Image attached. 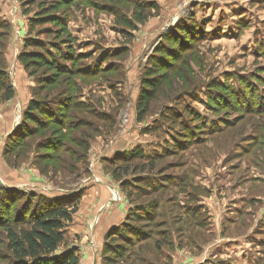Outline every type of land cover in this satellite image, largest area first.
Here are the masks:
<instances>
[{
	"label": "rangeland",
	"instance_id": "obj_1",
	"mask_svg": "<svg viewBox=\"0 0 264 264\" xmlns=\"http://www.w3.org/2000/svg\"><path fill=\"white\" fill-rule=\"evenodd\" d=\"M21 1L0 0V18L12 29L5 58L16 90L12 101L0 104V185L58 200L83 193L79 207L87 210V216L69 226L68 245L61 247V252L67 246L78 247L80 253L95 251L96 264H103L98 239L104 218L98 209L114 206L124 213L132 207L131 198L136 207L159 205L157 222H163L142 227L152 242L137 244L136 251L143 248L148 252L143 254L152 259L153 241L163 231L171 232L174 246L165 251L172 257L161 251L153 257V264H264V111H250L264 97V0H79L58 9L56 18L67 14L64 25L76 53L85 55L84 65L92 70L105 69L109 64L122 67L120 77H115L117 82L98 79L82 85L80 100L111 120L104 121L89 109L84 113L90 114L81 115L80 122L98 126L99 132L94 135L87 126H79L73 136L77 140L70 139L60 154L67 161L72 158L73 150L69 149L73 142L76 151L80 150L77 142H82L81 138L89 140L88 161L78 164L76 170L59 168L47 157H59L41 146L55 140L58 133L52 127L36 132L30 139L31 149L21 156H5L8 137L21 126L32 90L38 88L18 60L26 39L57 44L59 54L68 40L66 34L57 33L60 29L56 25L47 22L31 31V18L38 20L44 3L36 0L28 17L24 14L28 8L22 9ZM45 3L52 9L54 0ZM135 4L145 8L143 21L136 18L138 12L134 14ZM118 14L130 20L135 29ZM178 27L186 29L187 35L174 33L179 41L177 51L187 45L192 48L180 61H174L176 56L158 60L175 65L147 118L139 122L137 101L142 77L151 67L152 58L157 59L158 48L166 45V36ZM121 50H127V54L117 56ZM187 57L189 67L184 74ZM214 83L223 87L210 92ZM213 95L223 102L220 113L211 110ZM50 146L52 150L54 146ZM138 151L145 156L142 164L140 159L136 163L129 159ZM119 161L124 163L117 165ZM135 165L136 176L133 179L130 174L126 179L131 182L141 178L154 186L143 197L140 190L123 187L121 167ZM191 187L208 190L210 196L194 201ZM110 200L114 202L109 204ZM23 208L24 202L7 205L6 211L0 207V219L8 216L9 209L14 218ZM94 220L98 222L95 231ZM198 222L204 226L200 228ZM84 226L88 228L84 230ZM5 249L0 234L1 257L7 255ZM1 257L0 264H5ZM118 262L138 264V260Z\"/></svg>",
	"mask_w": 264,
	"mask_h": 264
},
{
	"label": "trees",
	"instance_id": "obj_2",
	"mask_svg": "<svg viewBox=\"0 0 264 264\" xmlns=\"http://www.w3.org/2000/svg\"><path fill=\"white\" fill-rule=\"evenodd\" d=\"M76 1L79 0H54V4H51L53 5L52 9L51 7L47 9L44 6L47 5L45 0H41L40 4L44 3L41 7L42 14L36 17L38 20L31 18V31L36 30V26L41 23L44 24L47 22V24H54L60 29L57 32L58 34H66L68 40L64 42V45L66 44L67 46L64 52L62 51V54H59L61 49L57 44L50 43L47 40L42 42L34 41L31 37L26 39L24 49L20 53L18 60L25 71L28 72L29 76L37 82L38 88L32 90V99L25 110L21 126L8 137L5 156L11 153L12 155L15 154L16 158L19 157V155L21 156L24 150L31 149L32 143L30 139L36 132L47 131V129L52 127V129L57 130L58 133L55 140L46 141L41 146L42 148L45 147L49 152H56L59 157H55L54 154H49L47 157L51 158L59 168L65 166L73 169L74 167V170H76L75 168L78 164L82 163L86 165L88 161L87 153L90 145L89 140L87 142L84 138H81L82 142H77L80 150L76 151L77 144L73 142L75 145L70 146L69 149L73 150L72 158L67 161L64 160L60 154L66 149L70 139H73V141L77 140V138L74 139V137L76 136L75 132L76 134L79 132V126H87L89 131H92L94 135H97L99 132L98 126H94V124L90 123L87 124L88 122L84 121V119L82 120L84 122H80L82 118L81 115L92 113L102 118L104 121L111 120V118L107 120L109 118L107 115L96 112V110L90 107L91 105L80 100L84 90L82 85H87L92 82L95 83L94 81L98 79H106L108 82H117L118 80H116L115 77H120L122 72L120 68L122 67L109 64L105 69L99 67L92 70L83 64L85 55L76 53L73 46L74 40L69 35L67 27L64 25L67 14L60 16L63 18L61 20L59 19L60 17L56 18V11L58 9L69 7ZM21 3L22 9L28 8L24 14L30 17L32 14L31 7L36 4V0H24L21 1ZM134 6V14H137V12L139 13L136 18L138 21H143L145 14L144 6L138 4ZM153 7L155 9L157 8L156 5H153ZM49 9H51V11ZM106 9L107 8L102 10ZM52 11H54V13ZM52 14L56 16H49ZM118 17L121 18L127 26L135 29V26L130 20H127L120 14H118ZM174 33H177V35L186 33L185 35H187L186 29L178 27L174 29L173 33L166 36V45H162L158 48L156 51L157 59L152 58L151 67L146 69L142 77L141 90L137 101V120L139 122H143L147 118L153 103L157 100L162 89L167 85L170 79V71L174 67L173 65H175H165L158 60L167 61L168 58L176 56L174 61H180L185 54L191 50L190 48H192H188L187 45L184 50L178 52L176 45L179 41L176 40V35H174ZM11 36L12 29L10 23L0 18V104L10 102L16 97V90L7 71V61L5 58V51ZM55 39H57V37H55ZM186 43L188 44V42ZM262 51L264 55V49H262ZM117 53V56H124L123 54H127V50H121ZM183 65L186 66L183 70L189 67V57H187L186 62H183ZM39 71L42 72V77L38 76L40 73ZM183 73L187 74V71ZM107 75H112V77L106 78ZM222 87L223 84L214 83L209 91L214 92L215 89H220ZM53 92L57 94L55 97L51 98L49 95ZM44 93L47 94L44 96L43 102L40 98ZM48 101L49 103H47ZM210 101L212 111L220 113L222 112L221 110H224V108L221 107V103L223 102L215 99L214 95ZM85 110L91 112L84 113ZM248 111L249 109L247 112ZM250 111L262 113V111H264V97H262L259 104L252 106ZM43 119L47 121L43 122ZM50 143L54 146L52 150ZM9 146L12 150H9ZM144 158L145 156L142 151H138L134 156L130 155L129 159L132 160V163L140 159V163L142 164L141 160H144ZM122 163L124 162H116L117 165H121ZM150 164L153 165V162ZM130 169L134 170L130 172ZM136 169V165L133 168L121 167L120 173L124 178L122 181L123 187L130 191L140 190V192L143 193L141 197H143L153 191L152 189L154 186H151L149 180L146 182L145 179L143 180L141 178H138L140 179L139 181L137 179V181L132 180L129 182L126 177L132 174L134 179L136 176L135 172L138 171ZM141 169H144V166H142ZM146 183L148 185H146ZM191 190L190 198L192 196L194 201H198L202 196H210L208 190H201L196 187H191ZM82 194L81 192L68 199L58 200L59 198L50 199L36 193H26L21 190L7 189L0 185V207H4L3 210H7V205L12 207L17 203L24 202V208L19 215L13 218V212L9 209L7 212L8 216L0 219V234L3 235L6 242L5 250L7 253L6 256H0L2 261H4L5 264H80L81 254L78 247L67 246L66 250L62 252L61 247L67 244L68 228L74 222V216L79 210ZM130 197L131 196L128 195V198ZM11 199L15 201L13 204L10 202ZM130 199L129 203L132 204V207L128 210L125 221L120 226L109 230L105 237L102 250L103 264H117L120 260H123V263H133L138 260V264H153L152 259L154 256L158 255L157 253L165 251V248H172L174 246L171 241V232L168 233V231H163L160 238L153 241L154 246L153 244L151 245V249L155 251V254L153 253L152 255V259L143 254L148 253L143 248L138 247V250H135L137 244L141 245L148 241L152 242V239L150 240V238H148V234L144 232L145 230L142 229V227L152 224L159 225L163 222H157L159 220V205L136 207L137 204L133 205V201ZM160 217L165 218V215ZM194 219L195 218L192 220L195 223ZM197 219L198 214L196 213V220ZM199 225L200 228L204 226L202 223H199ZM167 254H169V257H172L170 253ZM165 264L167 263L165 262Z\"/></svg>",
	"mask_w": 264,
	"mask_h": 264
},
{
	"label": "crops",
	"instance_id": "obj_3",
	"mask_svg": "<svg viewBox=\"0 0 264 264\" xmlns=\"http://www.w3.org/2000/svg\"><path fill=\"white\" fill-rule=\"evenodd\" d=\"M112 202H114V200H110L109 204H111ZM106 207H107L106 205H103L101 207V209H98V210H102L103 211L102 214H103V218H104L103 219V225L101 226L102 233L100 234L99 239H98V240H100L99 243L101 244L102 248H103V245H104L105 235L107 234V232L110 229L118 226L124 220L125 215H126V213L128 211V208H127L124 211V213H125L124 214L123 212H119L118 208H113L114 206H112V208H109L110 210H104ZM93 212H95V211H93ZM116 212H118V213H116ZM86 216H87V210L86 211H82V210H80V207H79V210H78L77 214L74 216V223L79 221V219H80V221L84 220V218ZM85 222H86V220H85ZM97 223L98 222H96V220H94L93 223H92V227H93L94 231H95L94 228L96 227ZM89 224H90V222L87 223L86 225L88 226ZM87 226L86 227L84 226V230L88 228ZM99 233H100V229H99ZM98 244H97V246L101 247ZM80 254H81V262H80V264H96L95 251H92V252H90V251H86L85 252L84 251V253H80ZM99 255H100V253L97 256H99Z\"/></svg>",
	"mask_w": 264,
	"mask_h": 264
}]
</instances>
